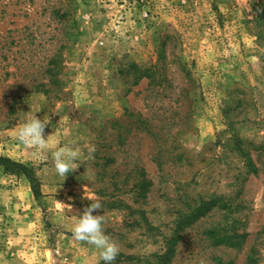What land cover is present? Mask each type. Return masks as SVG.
Listing matches in <instances>:
<instances>
[{"label": "rangeland", "instance_id": "1", "mask_svg": "<svg viewBox=\"0 0 264 264\" xmlns=\"http://www.w3.org/2000/svg\"><path fill=\"white\" fill-rule=\"evenodd\" d=\"M34 113L49 121L45 138L81 148L64 179L50 153L15 138ZM0 156L30 167L37 186L35 197L24 173L0 164L7 258L46 244L52 264L103 262L74 236L60 248L86 191L119 254L135 256L120 264L164 252L166 264H264V0H0ZM140 166L152 187L133 207L148 219L120 206Z\"/></svg>", "mask_w": 264, "mask_h": 264}, {"label": "clouds", "instance_id": "2", "mask_svg": "<svg viewBox=\"0 0 264 264\" xmlns=\"http://www.w3.org/2000/svg\"><path fill=\"white\" fill-rule=\"evenodd\" d=\"M48 122L44 118H38L34 113L33 118L25 119L17 129L15 138L20 143L33 147L35 149L33 154L36 156L50 153L55 173L64 179L69 172L75 170L80 164L78 161L82 159L83 153L74 141L61 143L50 135L45 138L43 133ZM93 151L94 148L89 149V152ZM84 195L91 200V203L84 208L69 230L76 240L93 245L103 264H113L120 252V247L116 240L104 231V216L93 214L94 210L103 208V204L99 199L87 195L86 191ZM201 264H205V262L201 261Z\"/></svg>", "mask_w": 264, "mask_h": 264}, {"label": "trees", "instance_id": "3", "mask_svg": "<svg viewBox=\"0 0 264 264\" xmlns=\"http://www.w3.org/2000/svg\"><path fill=\"white\" fill-rule=\"evenodd\" d=\"M146 119L141 120L140 124L143 125V129L148 131V133H151L153 135L156 134V132H153L151 130V127L149 126V124L146 123ZM238 148H239V152H241V154L245 157L247 166L250 167V172L257 174L259 172V168L257 167L256 163L253 161V158L251 156L250 150L243 148L242 147V143L240 141H238ZM164 161L159 160V164L163 165ZM0 164L2 166H4L6 171L9 172H22L24 173L30 180H31V184H32V190L34 192L35 197H37V186L35 183V177L33 176L32 170L30 167H28L26 164L16 161V160H12L8 157H4V156H0ZM138 174L137 176L135 175L134 182L132 184L129 183L130 179H132V177H125V186H129L130 188H127L125 190V192L131 191V196L130 198H132V204H130V202L126 201L125 199L120 200L121 203V207H125L126 209L131 208L133 209V203L135 204V202H141V203H145L147 201L149 192L151 190L152 187V180L148 177L147 172L145 170V168L143 166H140V168H138ZM131 185V186H130ZM134 211H138L141 214L142 219H148V217H146L145 211L141 208V207H137L133 209ZM202 205L201 203L194 209L193 213L189 216L188 218V222H193L196 218H199L200 214H203L202 212ZM139 224H141V221L139 222ZM132 225H136V223L134 222ZM215 228H213L212 230H210L208 233L213 234L215 232L214 230ZM241 237L238 235H236L235 239L234 238H228V239H224V237L222 236H218L215 240H214V244L219 245V244H225L228 242H231V240L233 241L238 239L240 240ZM160 256V260L159 261H148L149 264H166L164 263L163 259H165V257L167 256V252H164L162 254H159ZM135 257L134 255H127L123 252H121L119 254V258L116 259L117 264H120L121 261H126V259L128 258H133ZM250 258V256L248 257ZM123 259V260H122ZM100 264H103V262H101Z\"/></svg>", "mask_w": 264, "mask_h": 264}, {"label": "crops", "instance_id": "4", "mask_svg": "<svg viewBox=\"0 0 264 264\" xmlns=\"http://www.w3.org/2000/svg\"><path fill=\"white\" fill-rule=\"evenodd\" d=\"M77 218L67 215L63 218L62 224L64 225V231L62 233V243L60 248H65L70 245V237L73 236L72 232L69 230L70 226L75 222ZM72 234V235H71ZM23 241V238L22 240ZM25 244H21L18 251L14 254V257L7 258L0 254V264H52L56 260V249L50 247L49 245L42 244L34 249V251L24 248ZM58 251V250H57ZM94 259V261H93ZM95 259L93 256H85L80 262L95 264Z\"/></svg>", "mask_w": 264, "mask_h": 264}]
</instances>
